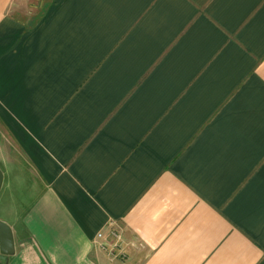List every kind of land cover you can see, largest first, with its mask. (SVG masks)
<instances>
[{
  "label": "crops",
  "instance_id": "crops-1",
  "mask_svg": "<svg viewBox=\"0 0 264 264\" xmlns=\"http://www.w3.org/2000/svg\"><path fill=\"white\" fill-rule=\"evenodd\" d=\"M38 3L0 0V264H264V0H46L52 50Z\"/></svg>",
  "mask_w": 264,
  "mask_h": 264
},
{
  "label": "rangeland",
  "instance_id": "rangeland-1",
  "mask_svg": "<svg viewBox=\"0 0 264 264\" xmlns=\"http://www.w3.org/2000/svg\"><path fill=\"white\" fill-rule=\"evenodd\" d=\"M40 3H38L39 8L36 9V18L35 21H30L28 24H26V28H27V38L29 37V43L30 44H35L37 43V39H42L44 45H45V49L46 50H52V42L51 40L53 39L52 36H50V29H51V25H52V20L51 19H45L48 17V9H45V7H47V3L46 0H39ZM62 26H66L70 21L68 19L62 18L60 20H58ZM73 23L76 21H72ZM42 28L45 30L44 35H41L42 32ZM38 39V42H39ZM33 52L30 51L29 55H31ZM52 54L51 52L47 51L45 52L46 54ZM50 56V55H49ZM51 58V57H50ZM47 60H51V59H46ZM0 104L2 106L4 105V101L0 100ZM4 116L1 115L0 116V129L1 127H3L4 125ZM16 137L13 134H10V132H5L4 129L0 130V169L4 171V168L6 169V159L8 157H10V155L13 156L14 160L18 163V166L21 165L22 160H21V150L18 144H16ZM21 162V163H20ZM26 163V160H25ZM24 163V164H25ZM15 167L17 168V166L15 165H11L9 163H7V169L9 171L12 170L13 168V172H8V170L6 171L7 174H4V181H3V188L0 191V213L1 214H6L7 209V203L9 201V199L11 197H14V184H19L20 183V179L16 177L17 176H22L21 175V171H15ZM16 172H20V174L16 173ZM16 173V174H15ZM23 174V173H22ZM19 179V180H18ZM13 184H11V183ZM7 183L9 184V186H7Z\"/></svg>",
  "mask_w": 264,
  "mask_h": 264
},
{
  "label": "water",
  "instance_id": "water-1",
  "mask_svg": "<svg viewBox=\"0 0 264 264\" xmlns=\"http://www.w3.org/2000/svg\"><path fill=\"white\" fill-rule=\"evenodd\" d=\"M4 174L0 169V190L3 186ZM0 248L6 256L14 254V237L10 226L0 220Z\"/></svg>",
  "mask_w": 264,
  "mask_h": 264
},
{
  "label": "built area",
  "instance_id": "built-area-1",
  "mask_svg": "<svg viewBox=\"0 0 264 264\" xmlns=\"http://www.w3.org/2000/svg\"><path fill=\"white\" fill-rule=\"evenodd\" d=\"M111 236H112V238H113V244L110 245V246H111V250H108V252H109L110 255H113V254H112L113 249L119 247V244H120V241H121L122 237H121V235H120L118 232H116V231H112V232H111ZM102 238H103V234L98 235V239H102ZM103 248L106 249L105 246H103ZM106 250H107V249H106Z\"/></svg>",
  "mask_w": 264,
  "mask_h": 264
}]
</instances>
